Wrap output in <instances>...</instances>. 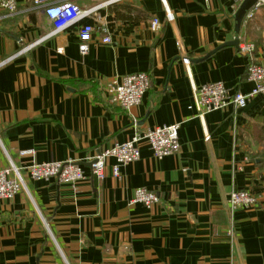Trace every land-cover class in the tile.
<instances>
[{"label":"crops","instance_id":"0c3cea01","mask_svg":"<svg viewBox=\"0 0 264 264\" xmlns=\"http://www.w3.org/2000/svg\"><path fill=\"white\" fill-rule=\"evenodd\" d=\"M15 1L12 17L0 10V170L21 168L24 188L0 200V264H261L264 97L201 118L193 96L208 83H223L229 96L253 89L246 58L223 46L234 39V1L66 0L92 11L78 22ZM115 8L122 18L109 27ZM153 18L158 33L149 29ZM85 21L95 32L83 55ZM103 25L111 45L102 42ZM239 37L264 66V7L243 19ZM136 72L151 82L141 104H109L107 86ZM172 124L180 125L178 154L155 159L142 139L140 158L120 166V178L112 158L103 179L91 175L97 151ZM68 160L84 172L73 187L25 174ZM137 188L154 191L156 206L131 204ZM241 189L258 205L231 211L229 197Z\"/></svg>","mask_w":264,"mask_h":264},{"label":"built area","instance_id":"2783aa9c","mask_svg":"<svg viewBox=\"0 0 264 264\" xmlns=\"http://www.w3.org/2000/svg\"><path fill=\"white\" fill-rule=\"evenodd\" d=\"M234 8L242 2V0H233ZM32 6L37 11L43 13L51 20H68L72 18L76 22L82 21L91 16V10H82L78 6L71 4L66 0H59L54 4L51 0H31ZM161 2L165 5L164 0ZM264 7V0H258L251 11L245 17V21L252 20L256 11ZM0 10L5 13L4 16H11L17 12V4L15 0H0ZM166 19L172 20V14L165 9ZM161 24L158 19L153 18L150 21L149 29L153 33H158L161 29ZM99 31L103 33L102 42L106 45H111L110 30L107 25L100 26ZM94 27L91 25L82 24L78 28V49L84 55L87 53V43L90 41L94 33ZM237 50L238 53L245 57L247 65V79L253 85V89L248 94L235 93L228 95L223 83H208L201 87H194L193 96L196 99V108L199 116L202 118L204 114L214 111H219L228 105H234L241 108L246 103L256 96L264 97V66L254 62V53L256 46L239 37ZM183 64H188L187 59L182 61ZM6 61H0V67ZM151 87L150 77L146 73H132L131 75L123 76L119 81L111 82L107 86L106 94L107 101L112 106H118L123 111H128L134 106L141 104L144 94ZM179 124L169 126H156L147 129L142 135L134 134L135 136L123 144H116L113 147L97 151L96 156L89 160L90 172L97 180L103 179L104 167L108 159H114L116 165L112 167L115 178H120V166H125L134 163L140 158V153L137 148L139 141L144 139L149 147L150 152L155 159H163L176 155L179 152L178 145V130ZM208 140V137L205 138ZM25 174L32 180H47L49 178L56 179L59 183L69 184L72 187L84 178V172L73 161H65L64 163L50 162L46 164L29 166L25 170ZM22 188H24V179L21 168L11 165L9 168L0 170V200H10ZM158 196L156 193L150 192L144 188H137L134 191V197L131 204H140L149 209L156 206ZM231 211L240 209L255 208L258 205V198L248 189L233 192L228 200ZM261 264H264V260Z\"/></svg>","mask_w":264,"mask_h":264},{"label":"water","instance_id":"95a60500","mask_svg":"<svg viewBox=\"0 0 264 264\" xmlns=\"http://www.w3.org/2000/svg\"><path fill=\"white\" fill-rule=\"evenodd\" d=\"M257 2L258 0H242L238 5L236 13L233 16L234 39L231 42L225 43L223 46L234 47L237 49L242 21L245 15L252 10Z\"/></svg>","mask_w":264,"mask_h":264},{"label":"trees","instance_id":"16d2710c","mask_svg":"<svg viewBox=\"0 0 264 264\" xmlns=\"http://www.w3.org/2000/svg\"><path fill=\"white\" fill-rule=\"evenodd\" d=\"M118 12H119L118 11V8H115V9H113L111 11V13H114L113 17H111V13H110L109 16H107L106 19H107V21L109 23V27H110L111 22H113V20L122 18V15L120 13H118ZM102 14L105 15L103 12H102ZM83 24L91 25L92 26V24H91L90 21H85Z\"/></svg>","mask_w":264,"mask_h":264},{"label":"clouds","instance_id":"9594fccd","mask_svg":"<svg viewBox=\"0 0 264 264\" xmlns=\"http://www.w3.org/2000/svg\"><path fill=\"white\" fill-rule=\"evenodd\" d=\"M63 20H66V19H63Z\"/></svg>","mask_w":264,"mask_h":264}]
</instances>
